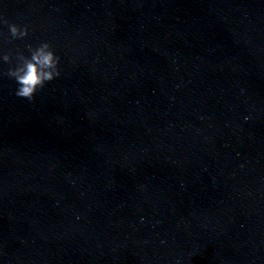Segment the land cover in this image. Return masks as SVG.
<instances>
[{
	"label": "clouds",
	"instance_id": "obj_1",
	"mask_svg": "<svg viewBox=\"0 0 264 264\" xmlns=\"http://www.w3.org/2000/svg\"><path fill=\"white\" fill-rule=\"evenodd\" d=\"M0 23L8 26L11 40L24 39L28 36L29 29L25 26L9 23L0 17ZM28 55L23 50L17 49L14 53L0 55L3 63L14 65L6 72H0V77L6 76L16 83L15 95L18 98L32 102L38 91L47 83L61 76L60 57L53 46L42 41L36 46H27ZM248 119V117H245Z\"/></svg>",
	"mask_w": 264,
	"mask_h": 264
}]
</instances>
